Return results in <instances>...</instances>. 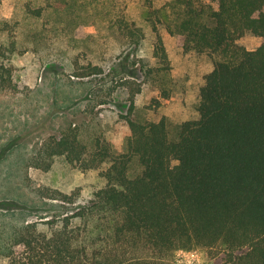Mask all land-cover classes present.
<instances>
[{
    "label": "trees",
    "instance_id": "1",
    "mask_svg": "<svg viewBox=\"0 0 264 264\" xmlns=\"http://www.w3.org/2000/svg\"><path fill=\"white\" fill-rule=\"evenodd\" d=\"M27 11L43 20L41 34L72 31L51 0H37ZM112 20L116 33L137 45L149 27L163 64L169 56L161 27L185 52L215 58L200 87L199 117L171 138L164 118L132 116L138 86L131 89V114L124 115L131 130L125 152L100 140L91 147L74 128L47 139L29 165L49 170L59 157L83 169L108 163L101 171L105 185L67 212L14 225L0 257L9 264H170L178 249L224 245L225 264H264V42L254 49L239 43L250 34L264 37V0H145L137 15L118 12ZM60 21L66 25L51 26ZM8 46H0L3 59L19 50L17 40ZM66 64L80 78L104 72L78 58ZM12 74L0 62L1 91H20ZM134 163L140 170L132 175ZM38 190L79 200L76 192Z\"/></svg>",
    "mask_w": 264,
    "mask_h": 264
},
{
    "label": "rangeland",
    "instance_id": "2",
    "mask_svg": "<svg viewBox=\"0 0 264 264\" xmlns=\"http://www.w3.org/2000/svg\"><path fill=\"white\" fill-rule=\"evenodd\" d=\"M36 1L2 0L0 5V46L6 50L14 40L19 45V50L7 59L0 57V62L12 67L13 82L20 87V91L0 90V245L12 234L14 225L67 212L105 185L101 171L108 163L83 169L59 157L49 170L29 165L47 139L74 128L91 147L100 140L110 144L116 154L125 152L131 130L124 115L131 114L129 97L132 87L138 86L142 90L136 94L132 116L141 121L164 118L170 137L176 138L184 121L199 117L200 87L215 65V58L208 54L185 52L177 36L164 27L161 34L168 64L154 56L149 27L140 45L116 33L113 17L118 12L137 15L145 0H51L72 21V31L63 36L40 33L43 20L27 11V5ZM154 1L160 5L168 0ZM63 25L66 22L51 24ZM262 42L264 37L252 34L239 41L249 49ZM58 49L61 54H55ZM71 58L97 63L104 72L75 76L66 64ZM150 68H154L151 73ZM139 170L134 163L131 174ZM40 188L76 192L79 200L71 204L53 199L42 195ZM225 261V246L218 245L178 249L170 264ZM0 264H9V260L0 257Z\"/></svg>",
    "mask_w": 264,
    "mask_h": 264
}]
</instances>
